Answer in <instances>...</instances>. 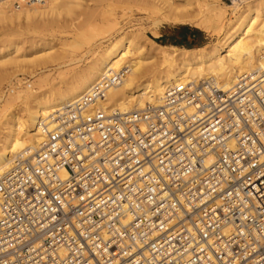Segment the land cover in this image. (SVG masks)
Listing matches in <instances>:
<instances>
[{
  "label": "built area",
  "instance_id": "1",
  "mask_svg": "<svg viewBox=\"0 0 264 264\" xmlns=\"http://www.w3.org/2000/svg\"><path fill=\"white\" fill-rule=\"evenodd\" d=\"M126 71L0 176V264H264V77L99 108Z\"/></svg>",
  "mask_w": 264,
  "mask_h": 264
},
{
  "label": "bare ground",
  "instance_id": "2",
  "mask_svg": "<svg viewBox=\"0 0 264 264\" xmlns=\"http://www.w3.org/2000/svg\"><path fill=\"white\" fill-rule=\"evenodd\" d=\"M160 1L163 2L152 3L153 10L161 16L157 26L168 22L192 23L197 29L216 37V42L196 49L168 48L156 43L148 44L144 30L109 37V44L105 46L101 41L97 45L89 37H83L90 46V60L85 61V66L78 67L82 59L71 58L68 66L56 64L60 66L59 72L72 67L69 74L58 73L56 77L59 79L53 78L49 71H42L36 76L35 90L18 87L19 92L12 97L7 96L13 94L11 89L4 94L0 92V176L11 169L18 157L39 149L45 132L58 125L60 114L89 93L110 72L127 70L122 83L111 89L106 99L97 106L104 110L119 109L123 113L142 109L147 103L159 102L166 88L175 83L215 79L221 89L227 91L244 75H251L254 79L264 77V0H237L226 7L220 4L221 0H205L206 8L202 12L199 10L195 16L187 10L191 6L187 0L183 10L176 6L175 0L173 3L165 0L166 7ZM42 6L17 10L11 0H6L0 6V23L24 17L28 29L48 30L52 22L39 18ZM19 37L22 38V34L17 38L4 39L0 47V80L7 79V74H11L5 69L7 65H34L42 59L40 52L52 46L45 36L36 43L32 41L31 49L36 53L33 61L34 58H28L25 48L16 41ZM80 40L73 37L72 43ZM25 72L27 70L22 71Z\"/></svg>",
  "mask_w": 264,
  "mask_h": 264
},
{
  "label": "rangeland",
  "instance_id": "3",
  "mask_svg": "<svg viewBox=\"0 0 264 264\" xmlns=\"http://www.w3.org/2000/svg\"><path fill=\"white\" fill-rule=\"evenodd\" d=\"M5 1L6 0H3V2L0 3V6ZM146 1L149 2L146 4ZM162 1L163 2H160L164 5L161 3L160 5L166 7L167 4L164 3L165 0ZM166 1H168V3H173L174 0ZM187 1V3L191 4L187 10L192 12L194 16L198 14L199 10V12H202L206 8L205 0ZM236 1L237 0H221L220 4L223 7H226L235 4ZM175 2L176 6L181 10L187 5L185 0H175ZM152 3L159 4V0H145L144 2H134L131 0H50L41 7L42 14L41 17H39L40 20L52 22L48 30L28 29L24 17L19 20L13 18L11 21L1 22L0 47L3 46L4 39L12 37L17 38L22 34V38L19 37L20 39H16V41L18 40V44L25 48L27 51L26 56L28 58H34V61L36 59V53L31 49L32 41H35L36 43L41 37L45 36L50 42H52V46L40 52L42 59L37 60L34 65L29 63L7 65L5 69L11 74H7V79L0 80V92L4 94L8 89H11L13 94L6 95L12 97L19 92L18 87L23 90H35L37 87L36 76L42 71H49V74H51L53 78L55 77L56 79H59L60 77L57 78L59 76L58 73L68 72L69 74L72 67L63 68L64 71L60 70L59 72L58 68L60 66H57L58 63H63L61 65L62 67H65V65L68 66L71 64V58L73 60H77L78 58L82 59L79 63L80 65L78 64V67L85 66L90 60V55L88 53L90 46L88 45V41L82 39L86 36L92 39V42L95 44L98 45L102 43V45L105 46L109 44L107 40L118 34L144 30L148 44L154 45L156 43L160 46L172 48L175 45L172 44L173 40L171 37L178 34L180 31H184L190 35L188 47L185 48L196 49L216 42V37H212L209 33H206L205 30L197 29L192 23L174 24L168 22L157 26L156 23L161 16H159L160 14L156 10H153ZM229 16L232 17L231 15ZM196 31L198 32L196 33ZM193 34H196L195 38L193 37ZM34 37L37 38L35 40L31 39ZM73 37L82 40L78 41V43H72ZM163 37L164 41L162 40ZM65 43L67 45H65ZM43 53H46L45 57L43 56ZM24 70H27V72L22 73ZM1 109L2 107H0V111Z\"/></svg>",
  "mask_w": 264,
  "mask_h": 264
},
{
  "label": "trees",
  "instance_id": "4",
  "mask_svg": "<svg viewBox=\"0 0 264 264\" xmlns=\"http://www.w3.org/2000/svg\"><path fill=\"white\" fill-rule=\"evenodd\" d=\"M198 31H196L197 33ZM175 36H179L181 39L180 40H173V45L178 46V47H188V41L190 39V35L187 32L180 31L179 34H175ZM164 41V37L162 39Z\"/></svg>",
  "mask_w": 264,
  "mask_h": 264
},
{
  "label": "crops",
  "instance_id": "5",
  "mask_svg": "<svg viewBox=\"0 0 264 264\" xmlns=\"http://www.w3.org/2000/svg\"><path fill=\"white\" fill-rule=\"evenodd\" d=\"M178 34H179V33H178ZM193 37L195 38V37H196V34H193ZM171 38H172V40H175V41L181 39L179 36H175V35H173Z\"/></svg>",
  "mask_w": 264,
  "mask_h": 264
}]
</instances>
